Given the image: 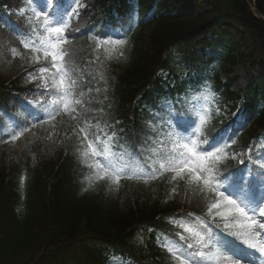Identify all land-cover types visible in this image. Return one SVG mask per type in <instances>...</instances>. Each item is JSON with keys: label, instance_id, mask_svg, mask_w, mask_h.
<instances>
[{"label": "trees", "instance_id": "trees-1", "mask_svg": "<svg viewBox=\"0 0 264 264\" xmlns=\"http://www.w3.org/2000/svg\"><path fill=\"white\" fill-rule=\"evenodd\" d=\"M110 1L84 0L86 9L81 13L80 23L95 24L107 13ZM207 1L160 0L163 15L141 26L128 41L124 48L126 60L108 61L105 55L82 48L75 31L77 42L69 48V53L74 60V76L84 88L86 100L82 111L90 119L91 128L97 123L103 128L107 122L112 125L107 132L115 131L116 137L126 142L149 130L154 115L158 123L162 117L158 110L164 108L161 106L168 98V88L160 82L158 73L165 70L174 77L176 60L183 58L178 57L182 49L185 52L186 46L205 43L209 32H225L236 47L244 49L241 60L251 62L255 76L251 92L258 97L257 93L264 89L260 87L264 82V24L250 13L246 0ZM18 3L19 0H0V18L4 16L3 6L14 9ZM178 3L181 8L188 5L189 10L197 11L173 16ZM256 6L264 15V0H257ZM3 26L4 22H0V50L7 51L13 40L3 31ZM77 50L86 52L75 55ZM97 56L100 61L96 60ZM35 69L24 70L17 60L1 61L0 98L11 103L13 93L30 92L27 89L32 83L27 82V74ZM100 71L104 72L106 83L100 80ZM173 77L161 78L171 82ZM215 88L224 98L230 95L219 80ZM168 116L172 118L169 111ZM250 135L251 130L241 141L244 143ZM68 141L59 144L57 140L41 139L29 148L28 160L25 157L16 164L9 158V151L0 153V264H54L51 261L63 264L64 260L58 259L60 255L73 262L80 252L95 259L94 245L121 249L144 264H173L163 252L153 250L150 233L157 227H152L151 222L158 215L185 208L191 202L197 208H204L198 197L193 199L192 191L184 189L178 181L170 183L169 179L155 188L120 182L118 188L114 185L115 189L108 181L99 180L93 182L100 189L98 194L93 187L83 191L91 170L82 164L76 151L77 132ZM21 176H26L28 181L27 212L22 220H17L11 203L16 202ZM106 186L111 189L108 194L102 191ZM122 190L131 193L123 198L118 193ZM135 226L142 231L143 241L137 240L132 231Z\"/></svg>", "mask_w": 264, "mask_h": 264}, {"label": "snow or ice", "instance_id": "snow-or-ice-1", "mask_svg": "<svg viewBox=\"0 0 264 264\" xmlns=\"http://www.w3.org/2000/svg\"><path fill=\"white\" fill-rule=\"evenodd\" d=\"M32 3L37 6L32 8V14L25 19V30L13 28L2 18L0 22L6 23L20 38L22 48L28 50L27 54L22 55L13 47V57L20 56L29 63H40L42 56L44 61H47L34 72L27 74V82L39 81L36 87L44 90L33 93L34 96L55 97L52 103L56 107L51 111L45 107L44 99L28 101L38 108L43 107L47 112V119L34 117L31 127L35 128L37 122L47 123L48 120H55L61 112L76 113L77 115H71L73 120L80 115L76 106L83 107L84 93L77 91V79L73 77V70L65 60L68 51L63 45L70 43L65 36V30L70 26L71 18L79 16L78 9L85 5L81 0H56L54 5L48 0L44 8L38 6L37 0H32ZM130 31L131 26L127 29V32ZM33 33L37 34L35 38ZM127 43L126 38L96 39L95 50L103 48L108 61L126 60L124 48ZM96 60L100 61V57L97 56ZM100 67H104L102 62ZM98 75L100 80L106 83L104 72L100 71ZM96 91L99 92L100 89ZM211 99V96L205 97L209 102ZM176 103L182 102L178 98ZM24 107L28 110L26 105ZM168 107L171 108L172 105L169 104ZM101 114L103 115V110ZM198 115L199 125L195 127V139L191 136H178L173 131L164 132L155 123L154 115L153 121L148 125L149 134L143 137L144 143L136 153L128 152L124 145L120 146L123 149L121 153L113 152L117 137L115 131L111 134L107 132V128L112 125L105 122L101 128L97 123L96 131L90 132V122L84 119L83 126L79 129V133L83 135L77 134L80 145L78 154L82 164L90 169L91 173L88 186L83 191L92 187L94 181L105 180L118 188L122 179L143 180L148 184L150 180L170 172V183L183 180L193 192L200 195L204 214L208 217L206 220L189 212L179 219L169 218L176 228L182 229L176 235L184 243L167 237L160 239L159 236L157 242L173 264H264V220L260 219L264 217V158L259 170L254 173L249 171L245 174L244 169H239L222 175L225 169L221 165L228 159H236L240 154L226 151L234 140L229 142L221 138L209 143L207 136L200 140L199 136L204 135L203 130L211 120V112L205 108ZM17 129L8 134L13 143L31 130L27 125H17ZM166 143H171L170 149L164 147ZM151 144L161 147H151ZM203 144H208V148H203ZM141 155L144 156L143 164L139 162ZM124 156H128L129 160L121 166L116 158ZM249 161H252L251 156ZM239 162L244 164L243 159ZM212 225L234 237V240H224L213 230Z\"/></svg>", "mask_w": 264, "mask_h": 264}, {"label": "rangeland", "instance_id": "rangeland-1", "mask_svg": "<svg viewBox=\"0 0 264 264\" xmlns=\"http://www.w3.org/2000/svg\"><path fill=\"white\" fill-rule=\"evenodd\" d=\"M37 4H41V2L38 1ZM24 61H25V59H24ZM243 73H244V70L242 67H238L235 69V74L242 75ZM223 77L225 78L224 74H223ZM242 84H243V79L240 81V83L238 85H242ZM110 263L111 264H126V263H123V261L118 259V258H113Z\"/></svg>", "mask_w": 264, "mask_h": 264}]
</instances>
